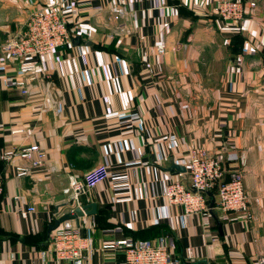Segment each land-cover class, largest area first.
<instances>
[{
  "label": "crops",
  "instance_id": "0c3cea01",
  "mask_svg": "<svg viewBox=\"0 0 264 264\" xmlns=\"http://www.w3.org/2000/svg\"><path fill=\"white\" fill-rule=\"evenodd\" d=\"M243 1L255 8L229 28L215 0H0V46L51 4L72 35L42 60L0 55V150L46 153L45 168L24 178L15 166L28 162L0 161L1 261L57 264L41 254L47 227L71 209L68 176L106 166L108 180L80 200L96 214L73 221L92 246L82 264H119L121 252L105 246L158 237L169 264H264V0ZM30 78L22 95L15 84ZM195 148L243 173L250 219L168 204V183L188 184L186 171L168 168H186ZM28 207L35 213L21 218L17 208Z\"/></svg>",
  "mask_w": 264,
  "mask_h": 264
},
{
  "label": "built area",
  "instance_id": "2783aa9c",
  "mask_svg": "<svg viewBox=\"0 0 264 264\" xmlns=\"http://www.w3.org/2000/svg\"><path fill=\"white\" fill-rule=\"evenodd\" d=\"M215 14L225 25H234L245 19L247 8H255L254 3L242 0H215ZM67 18L59 4H51L33 9L19 29L10 34L0 46V55L17 62L42 60L54 54L59 48L71 44L72 35ZM165 46L159 45L157 51L163 54ZM34 78L18 81L15 85L22 95L28 94V84ZM21 132L14 130L12 133ZM26 161L28 167L15 166L17 178L29 176L34 170L46 166V153L38 144H30L21 148L0 150V161L10 162L14 159ZM188 184L172 179L166 186L165 196L169 205L181 207L187 216H208L214 208L221 214L223 221L228 220L230 213H240L250 219L249 198L243 186V173H227L219 160L201 148L189 151L186 164ZM109 178L106 166H99L80 177L68 176V183L63 194L69 197L73 214L76 208H82L80 200L91 191L101 186ZM214 196V205L208 204L206 194ZM3 194V180L0 174V204ZM20 200V197L16 198ZM18 215L27 219L35 213L34 207L17 208ZM121 252L122 262L119 264H169V251L166 237L156 240H120L113 245L105 246ZM92 253V246L73 221L62 223L50 236V243L42 256L52 254L57 264H82ZM187 256L192 258V250L187 249ZM261 263L263 261L261 260ZM0 264H5L0 260ZM115 264V263H112Z\"/></svg>",
  "mask_w": 264,
  "mask_h": 264
},
{
  "label": "water",
  "instance_id": "95a60500",
  "mask_svg": "<svg viewBox=\"0 0 264 264\" xmlns=\"http://www.w3.org/2000/svg\"><path fill=\"white\" fill-rule=\"evenodd\" d=\"M168 171H175V173L179 174V173H184L186 169L184 167H180L175 164H172L168 168ZM211 204L213 205L214 201H212ZM69 206H71V204ZM95 214H96V204H88L83 206L81 209L76 208L73 214L65 213L61 216H58V218H55L53 222L47 227V239L49 240V237L51 236L52 232H54L62 223L66 221H74L78 226L79 218L83 216H91Z\"/></svg>",
  "mask_w": 264,
  "mask_h": 264
},
{
  "label": "trees",
  "instance_id": "16d2710c",
  "mask_svg": "<svg viewBox=\"0 0 264 264\" xmlns=\"http://www.w3.org/2000/svg\"><path fill=\"white\" fill-rule=\"evenodd\" d=\"M210 193H207L206 194V197H207V199H208V204H209V206H213L211 203H212V201H213V199H214V196H212V195H209ZM159 238V237H158ZM127 240H130V241H137V240H148V241H150L151 239H135V238H133V239H127Z\"/></svg>",
  "mask_w": 264,
  "mask_h": 264
},
{
  "label": "rangeland",
  "instance_id": "374dc122",
  "mask_svg": "<svg viewBox=\"0 0 264 264\" xmlns=\"http://www.w3.org/2000/svg\"><path fill=\"white\" fill-rule=\"evenodd\" d=\"M243 1V0H242ZM244 2V1H243ZM249 4V3H248ZM214 10H215V8H214ZM215 12V11H214ZM217 17V16H216ZM245 17H246V15H245ZM219 21H220V19L219 18H217ZM221 22V21H220ZM241 23V22H240ZM239 24V23H238ZM237 23L236 24H234V25H228V26H226V27H229V28H235V27H237V25H238ZM227 45H230V42L228 41L227 43H226Z\"/></svg>",
  "mask_w": 264,
  "mask_h": 264
}]
</instances>
